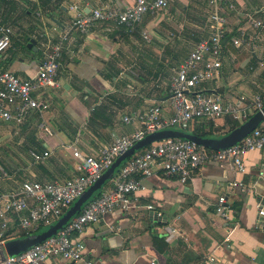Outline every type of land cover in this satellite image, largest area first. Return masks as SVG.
<instances>
[{
    "label": "crops",
    "instance_id": "obj_1",
    "mask_svg": "<svg viewBox=\"0 0 264 264\" xmlns=\"http://www.w3.org/2000/svg\"><path fill=\"white\" fill-rule=\"evenodd\" d=\"M134 1L0 0V22L12 29L0 68L34 78L45 44L71 22L70 5L88 12L106 4L123 9ZM227 1L234 9L224 8L228 38L222 67L218 77L201 88L229 101L245 98L252 106L255 95L264 97V28L255 31L247 16L262 18L264 0ZM207 25L206 0H170L166 10L144 16L132 34L109 24L88 36L71 31L56 86L34 94L49 108L31 113L21 125L0 121V194L19 190L26 180L63 182L81 175L73 150L95 155L115 137L132 134L139 125L123 124L125 114L158 104L166 118L171 116L170 79L195 44L207 37ZM239 30L253 40L251 46L232 45ZM186 38L195 40L189 50L182 49ZM30 40L35 44L28 48ZM218 123L226 132L238 124L229 117ZM204 128L210 131V126ZM32 151L48 156L33 162ZM243 161L244 173L225 163L207 162L184 184L161 172L140 178L143 189L130 196L129 210L109 212L73 239L83 245L92 264H264V216L257 214V204H264V179L258 178L264 149L249 152ZM220 196L230 210L226 220L215 212ZM148 205L154 210H147ZM11 232L7 241L24 234ZM41 264L85 262L50 258Z\"/></svg>",
    "mask_w": 264,
    "mask_h": 264
},
{
    "label": "built area",
    "instance_id": "obj_2",
    "mask_svg": "<svg viewBox=\"0 0 264 264\" xmlns=\"http://www.w3.org/2000/svg\"><path fill=\"white\" fill-rule=\"evenodd\" d=\"M22 2L23 0H2ZM170 0H135L126 8L119 9L110 4L91 8L85 12L77 5H70L72 18L66 31L56 40H49L43 51V59L37 74L25 79L0 68V121L23 124L31 113L42 114L49 104L34 94L46 87L56 86L59 60L64 43L71 31L88 36L102 24L123 28L132 34L141 24L144 16H155L167 9ZM208 34L197 42L187 57L177 66L169 83L170 107L172 114L163 115L160 105L154 104L143 112L125 114L121 121L125 125L137 123L139 127L129 135L115 137L109 145L102 147L95 155L84 156L73 150V156L80 161L81 175L63 182L24 181L19 190L0 194V248L10 238L11 231L34 233L56 222L72 203L86 191L112 163L133 144L146 135L173 129L191 133L198 121L211 130H220L219 120L229 117L239 125L264 107V97H253L252 106L245 98L229 101L215 93L205 92L201 86L215 80L222 67L228 21L224 8L232 11L233 5L227 0H206ZM261 17L253 19L248 15L250 26L259 31L264 28V8ZM12 29L0 22V55L10 47ZM144 40L148 41L146 35ZM256 39V37L251 38ZM235 48L251 46L245 30H239L232 41ZM264 149V119L239 143L231 147L212 151L189 140L169 138L154 142L132 155L115 172L108 186L99 195L89 200L54 236L18 253L4 256L0 264H41L50 258L67 262L84 261L92 264L84 254V247L73 239L87 226L98 224L109 212L130 209V196L143 189L140 178L161 172L186 183L196 170L207 162L225 163L239 173L246 170L244 157L253 151ZM33 162L48 156L32 151ZM258 178L264 179V166L258 171ZM241 188L243 186L240 185ZM224 196L218 198L215 212L228 219L230 210L225 206ZM147 210H154L152 205ZM258 216H264V204H257ZM156 216H160L158 213Z\"/></svg>",
    "mask_w": 264,
    "mask_h": 264
},
{
    "label": "water",
    "instance_id": "obj_3",
    "mask_svg": "<svg viewBox=\"0 0 264 264\" xmlns=\"http://www.w3.org/2000/svg\"><path fill=\"white\" fill-rule=\"evenodd\" d=\"M35 44L34 40H30L27 44L31 48ZM169 97V96H168ZM264 119V107L261 111L255 112L247 121L240 124L238 127L219 138H200L192 133L182 132L173 129L157 131L146 135L141 140L133 144L124 154L116 158L112 165L97 179L86 191H84L64 212V214L51 226L36 232L30 233L27 236L17 238L5 242L0 248V260L4 256H14L24 252L31 247L43 242L44 240L54 236L67 222L76 216L81 208L94 197V194L100 190L102 185L110 181L118 168L137 151L142 150L154 142L164 139L176 138L189 140L199 146L212 151H218L236 145L251 131H253Z\"/></svg>",
    "mask_w": 264,
    "mask_h": 264
},
{
    "label": "trees",
    "instance_id": "obj_4",
    "mask_svg": "<svg viewBox=\"0 0 264 264\" xmlns=\"http://www.w3.org/2000/svg\"><path fill=\"white\" fill-rule=\"evenodd\" d=\"M227 38H228V36L226 35L225 42H226ZM204 124L205 123H203L202 121H198L191 133L196 135V136H198V137H200V138H210L209 135H211L213 137H216L213 134H211V129H209L210 131H207V132L205 131L206 129L204 128ZM238 126H239V124L232 125L227 132H225L224 134H221L219 136L226 135L227 133H229L230 131H232L233 129H235ZM107 184L108 183H106L105 185H107ZM98 195H99V193L96 194L92 199L96 198ZM39 231H40V229H38L34 233L39 232ZM28 234L29 233H24L21 237L27 236Z\"/></svg>",
    "mask_w": 264,
    "mask_h": 264
},
{
    "label": "rangeland",
    "instance_id": "obj_5",
    "mask_svg": "<svg viewBox=\"0 0 264 264\" xmlns=\"http://www.w3.org/2000/svg\"><path fill=\"white\" fill-rule=\"evenodd\" d=\"M170 37H171V36H170ZM194 41H195V40L192 39V38H190V40H189L188 38H186V40L184 41V43H183V45H182V49H187V50H189V49H190V45H191ZM193 48H194V47H193ZM174 67H175V66H174ZM225 132H226V131L220 130V131H218V133H213L212 130H211V134H213V135L216 136V137H213V136H211V135H209V136H210V138H219V137H221V136H219V134L221 135V134H224ZM139 151H141V150H139ZM139 151H137V152H139ZM137 152H136V153H137ZM106 183H108V182H106ZM106 183H105V184H106ZM105 184L102 185V187L100 188V190L97 191V193H95L94 196L102 191V189H103V187L105 186Z\"/></svg>",
    "mask_w": 264,
    "mask_h": 264
}]
</instances>
